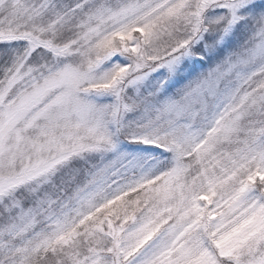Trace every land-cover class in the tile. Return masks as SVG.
<instances>
[{"label": "snow or ice", "instance_id": "6c2138e0", "mask_svg": "<svg viewBox=\"0 0 264 264\" xmlns=\"http://www.w3.org/2000/svg\"><path fill=\"white\" fill-rule=\"evenodd\" d=\"M0 264H264V0H0Z\"/></svg>", "mask_w": 264, "mask_h": 264}]
</instances>
